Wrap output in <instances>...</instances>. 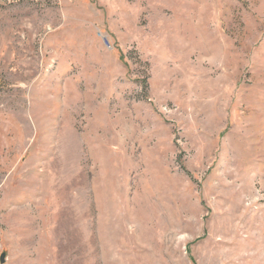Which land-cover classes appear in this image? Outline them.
Wrapping results in <instances>:
<instances>
[{
    "label": "rangeland",
    "instance_id": "obj_1",
    "mask_svg": "<svg viewBox=\"0 0 264 264\" xmlns=\"http://www.w3.org/2000/svg\"><path fill=\"white\" fill-rule=\"evenodd\" d=\"M0 264H264V0H0Z\"/></svg>",
    "mask_w": 264,
    "mask_h": 264
},
{
    "label": "water",
    "instance_id": "obj_2",
    "mask_svg": "<svg viewBox=\"0 0 264 264\" xmlns=\"http://www.w3.org/2000/svg\"><path fill=\"white\" fill-rule=\"evenodd\" d=\"M3 255L0 256V263H3Z\"/></svg>",
    "mask_w": 264,
    "mask_h": 264
}]
</instances>
